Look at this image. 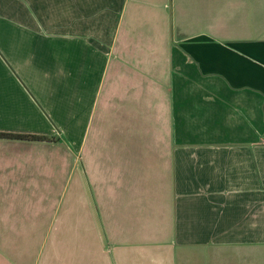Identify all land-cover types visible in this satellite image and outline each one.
<instances>
[{"label": "crops", "instance_id": "obj_1", "mask_svg": "<svg viewBox=\"0 0 264 264\" xmlns=\"http://www.w3.org/2000/svg\"><path fill=\"white\" fill-rule=\"evenodd\" d=\"M0 131V264H264V0H0Z\"/></svg>", "mask_w": 264, "mask_h": 264}, {"label": "rangeland", "instance_id": "obj_2", "mask_svg": "<svg viewBox=\"0 0 264 264\" xmlns=\"http://www.w3.org/2000/svg\"><path fill=\"white\" fill-rule=\"evenodd\" d=\"M82 132V129H77V134L79 136V134ZM65 137H67V135L64 133V131L61 133V137H59L57 139V143L55 148H57L58 150L64 148V147H69V141L65 139ZM80 139V138H79ZM22 146H20L18 143H13L10 140H1L0 139V169H3V167L5 166V164L7 165H11L14 166L15 169L19 170V168L22 170V164L24 162V160L22 159V161L20 159H17L18 157H22L24 158L27 153H29V156H35L37 157L38 154L40 153L39 151H41L40 148L35 149V150H29L27 149L29 147L30 144H21ZM71 148V152L70 155L72 156V159L74 160V172L72 173V180H70L69 185H70V190H69V194L72 192L73 190V185L76 184L77 182V177L78 175H81V173L83 172V157L85 155L84 151H81V149L78 150V147H76L75 145H73ZM72 159L68 160V164H71ZM22 162V163H21ZM24 167V164H23ZM25 168V167H24ZM69 169H65L66 173ZM72 172V171H71ZM81 172V173H80ZM65 177V176H64ZM26 178V176H22V180H24ZM0 179H2V176H0ZM60 180V178H58ZM34 183H36L34 181ZM60 183V182H59ZM32 184V183H31ZM30 184V185H31ZM29 185V184H28ZM38 184L35 185V187ZM5 188H4V187ZM25 184L24 182L20 181L19 183H16V189H21L22 187H24ZM38 187V186H37ZM6 189V190H5ZM2 190H5L4 192H2ZM8 190V191H7ZM13 191V190H12ZM10 193V188L5 186L4 184H2L0 182V234L2 232H4L3 234H6L8 236H14L18 231H20V226L21 225H26V226H30V224L26 221L23 220V215H29V211L28 210H22V208L24 209H29V205L33 204V203H20V207H17V212L14 211V209L11 208L10 212H9V217L4 219L2 218V210L4 207V204L6 207H9V203H5L6 200L4 199L6 194ZM12 194H17V193H12ZM66 202V198L64 199L63 203L60 206L59 209V215L62 212V209L65 205ZM52 203V204H51ZM48 206H50V211L53 210L54 207V203L50 201L46 203ZM51 214V212H50ZM54 225V220L51 223L50 229L53 228ZM48 224L46 223L44 225V232L47 228ZM50 231V230H49ZM41 259L39 260L40 262H37L36 264H42L44 263V258L43 255L39 256ZM43 258V259H42ZM4 259V262L7 260H13L14 258L12 256H0V261H2Z\"/></svg>", "mask_w": 264, "mask_h": 264}, {"label": "trees", "instance_id": "obj_3", "mask_svg": "<svg viewBox=\"0 0 264 264\" xmlns=\"http://www.w3.org/2000/svg\"><path fill=\"white\" fill-rule=\"evenodd\" d=\"M0 138L23 139V140H30V141L48 140V138L43 135L19 134V133H10V132H1V131H0Z\"/></svg>", "mask_w": 264, "mask_h": 264}]
</instances>
